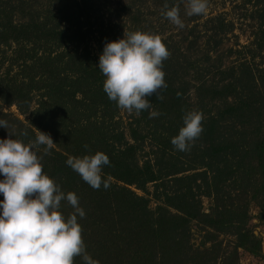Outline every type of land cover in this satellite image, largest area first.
Returning a JSON list of instances; mask_svg holds the SVG:
<instances>
[{"label":"trees","instance_id":"trees-1","mask_svg":"<svg viewBox=\"0 0 264 264\" xmlns=\"http://www.w3.org/2000/svg\"><path fill=\"white\" fill-rule=\"evenodd\" d=\"M123 9L122 4L110 6L106 0H0V119L17 133L11 138L25 143L34 140L40 131L50 134L47 124L60 133V138H70V145H63L55 133L50 134L56 143L49 154L43 155V171L65 193H83L84 206L95 207L100 215L110 210L106 230L118 237L110 247L112 253L117 255L124 242L133 247L126 264H177L172 257L179 258L185 252L192 220L215 231L233 226L230 230L235 234L234 254L237 249L243 251L252 264L255 258L264 256L261 236L249 223L253 217L264 220V117H260L264 112V53L260 54L261 61H254L251 54L253 60L243 59L220 68L222 76L215 83L199 79L193 85L190 79L177 76L170 60H165L167 87L161 90L164 99L155 95L148 98L151 109L135 117L127 137L120 125L117 104L103 90L106 77L91 54L92 40L97 43L96 51L102 53L107 42L118 39L121 31L112 16H120ZM19 10L21 19L17 17ZM255 44L264 47V28ZM191 86L195 87L198 100L209 92L210 98L217 93L214 98L222 103L202 113L203 132L194 145L198 155L191 160L195 167H172L159 161V157L174 150L171 140L183 126V116L191 110L186 96ZM12 102L27 117L21 119L3 109L4 104ZM149 111L161 115L150 119ZM73 113L78 116L76 121L61 123ZM228 120L239 130L235 135L224 130ZM86 128L92 132H83ZM22 131L27 135H19ZM143 131L155 136L150 138L151 147L154 144L155 148L151 153L154 158L146 157L140 164L137 150L143 146ZM7 138L8 129L0 127V139ZM97 151H103L110 159L103 175L115 180H111L108 189L103 185L93 189L66 164L68 156ZM38 154H43V146ZM190 168L202 169L177 175ZM247 170L251 178L245 180L242 173ZM230 172L238 173L236 179L247 193L260 198L262 208L255 216L246 206L237 214L236 206L221 201L225 195L218 182L221 175ZM208 174H212L210 178ZM0 178L4 179L3 175ZM118 181L143 190L152 181L155 206L152 208L147 197ZM197 193L218 203L205 212ZM122 221L129 224L126 230L114 226ZM122 233H126V238L120 241Z\"/></svg>","mask_w":264,"mask_h":264},{"label":"rangeland","instance_id":"rangeland-1","mask_svg":"<svg viewBox=\"0 0 264 264\" xmlns=\"http://www.w3.org/2000/svg\"><path fill=\"white\" fill-rule=\"evenodd\" d=\"M106 1H109L110 6L122 4L125 8L120 12V16L114 17V14L112 16V21L115 20L114 25L117 27V30L121 31L118 34V39L124 37L125 30L128 32L141 30L159 34L170 51V57L166 60H170L171 69L177 76L181 75L190 79V85L200 82L199 79H208V81L215 83L222 76L220 68L236 65L243 59L253 60L251 54L254 56V61H261L260 54L264 53V47H258L255 44L256 39L260 37L264 28V0H208L207 14L199 16H187L185 14L184 0ZM166 2L169 7L179 5L181 19L184 22L183 28L174 25L161 15ZM17 17L20 19L22 17L20 10L17 12ZM92 41L91 54L93 59L99 62L102 53L96 51L97 43L95 40ZM208 93H205L207 96L203 95V100H198L195 87L191 86L186 94L190 109L203 113L214 109L216 105L217 107L220 106L222 100L214 98L218 97L217 93L212 98H210V93ZM32 105H34V101H32ZM3 109L14 113L21 119L27 117V114L20 113L15 102L9 105L4 104ZM118 110V114L122 118L120 125L125 129L126 136L129 137L128 128L133 126L137 114L135 112L128 113L127 111ZM260 117H264V112L261 113ZM77 118L78 116L73 113L70 117H64L61 123L68 124L69 122L76 121ZM232 123L233 121L231 120L225 122L224 130L226 134L233 133L235 135L234 133L239 131L236 130L237 128ZM45 127L49 129L48 131L51 135L55 133L56 139H59L60 143L70 145V138H64L62 135L61 137L63 138H60V133L49 124ZM87 129L83 132H87ZM88 131L92 132L91 128ZM142 134L145 136L142 143L143 146L137 150L140 164L146 157L154 158L151 153L152 148H155L154 144L151 147L152 141L150 140V138L154 139L155 136L151 133H149L151 135H148L144 131ZM171 148L174 149L173 151L171 150L172 153H166L159 157V161L163 164H171L172 167L175 165L179 166V164H183L184 167H195V165H191V160L198 155V151H196L197 149L194 146L188 152L178 151L173 145ZM76 150L80 152L82 149L77 148ZM83 151L91 153L90 150L83 149ZM200 169L202 168H190L177 173V175L192 173ZM237 174L230 172V174L220 176L221 181L219 180L218 186L225 195L221 201L236 206L235 210H237V214L242 213L245 208L244 206H246L249 213L255 216L262 208L260 198L254 197L250 191L247 193L246 189L239 185L236 179ZM211 175L208 174V178ZM242 175L246 177L245 180L249 177L251 178L249 170L242 173ZM2 179L0 178V180ZM111 180L115 179L111 178ZM197 181H200V179L198 178ZM118 182L147 197L149 205L152 208L155 206L156 199L152 194L154 187L152 181L146 183L144 190L135 184ZM197 194L201 201V209L205 212L211 210V205L217 202L208 195ZM77 196L80 206L85 211V217H78V222L83 228V237L88 253L93 259L98 261V264H120V262L126 264L128 259H131L130 252L133 250V247L131 244L124 242L117 255L112 253L110 247L115 244L118 237L106 230L109 228L107 221L110 217L108 215L110 210H105L106 212L100 215L95 207L84 206L83 193L79 192ZM3 199V194H0V201ZM61 211L67 216L73 209L64 201L63 204L61 202ZM0 212H2V209H0ZM113 212L117 213L116 210H113ZM249 223L254 227L256 233L261 236V246L264 253V220H258L256 217H253L249 220ZM189 225L190 234L183 248L185 252L179 258L178 256L172 257L175 263L177 261V264H222L223 261H231V264H249V256L243 254V251L237 249V255L234 254V250L236 249L234 248L235 234L232 233L233 226L230 228L232 231L230 229L215 231L211 227L201 226L196 220L190 221ZM114 226L126 230L129 224H125L122 221V223H115ZM121 237L120 241L125 240L126 233H122ZM74 264H83L82 258L77 257ZM252 264H264V256L255 258L252 260Z\"/></svg>","mask_w":264,"mask_h":264},{"label":"clouds","instance_id":"clouds-1","mask_svg":"<svg viewBox=\"0 0 264 264\" xmlns=\"http://www.w3.org/2000/svg\"><path fill=\"white\" fill-rule=\"evenodd\" d=\"M185 14H207L208 0H184ZM161 15L183 28L179 5L166 2ZM170 51L159 34L125 30L124 37L107 42L99 59V70L106 77L103 90L121 111L137 115L151 109L149 97L163 100L161 90L167 87L163 62ZM161 115L149 111V118ZM204 116L190 110L183 116V126L171 140L174 148L188 152L203 132ZM0 127L9 131V138L0 139V264H74L81 257L83 264H98L88 253L79 218L85 217L75 192L65 193L56 180L43 171V155L54 148L51 135L38 132L34 140L24 141L9 130L6 120ZM26 136L27 132L19 133ZM43 146V154H38ZM88 148V145H84ZM66 164L93 189L111 186V177L103 169L110 159L103 151L83 156H68ZM73 211L65 216L61 202Z\"/></svg>","mask_w":264,"mask_h":264}]
</instances>
